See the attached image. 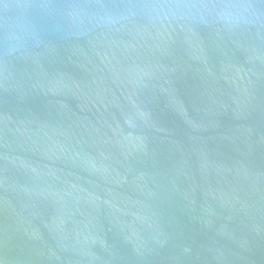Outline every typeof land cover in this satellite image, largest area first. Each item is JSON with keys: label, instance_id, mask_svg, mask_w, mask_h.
Masks as SVG:
<instances>
[{"label": "water", "instance_id": "1", "mask_svg": "<svg viewBox=\"0 0 264 264\" xmlns=\"http://www.w3.org/2000/svg\"><path fill=\"white\" fill-rule=\"evenodd\" d=\"M0 264H264V0H0Z\"/></svg>", "mask_w": 264, "mask_h": 264}]
</instances>
